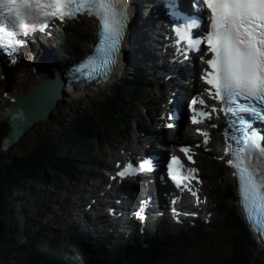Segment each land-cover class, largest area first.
I'll return each instance as SVG.
<instances>
[{
	"label": "snow or ice",
	"instance_id": "obj_1",
	"mask_svg": "<svg viewBox=\"0 0 264 264\" xmlns=\"http://www.w3.org/2000/svg\"><path fill=\"white\" fill-rule=\"evenodd\" d=\"M166 7L175 15L179 9L174 0H167ZM194 8L209 15L184 16L185 23L174 25L177 41L184 42L191 51L202 50L203 64L200 79L207 85L205 92L219 102V108L212 106V112H222L234 118L228 127L239 124V136L233 137L236 146L230 147L226 141L225 163L233 169L237 182L238 203L243 215L258 232L264 242V134L253 127V120L264 121V0H194ZM129 0H0V52L19 55L22 46L34 33H44L57 21L78 19L81 16L94 18L98 23L100 43L96 52L82 60L72 71L75 78L106 80L115 67L128 19ZM209 21L202 36L194 37L192 29ZM203 46L202 48L200 46ZM196 103V99H193ZM204 105L203 99L199 100ZM191 104L189 107L191 108ZM248 118H245V115ZM201 117L211 120L207 111ZM161 119H165L162 115ZM171 115L168 119H171ZM193 124L200 121L190 117ZM173 125L165 123L163 127ZM215 128V124H210ZM205 137L208 133L197 128ZM227 135V132H225ZM179 151L189 161L190 146L182 145ZM117 171L109 179L134 178L140 172L156 170L157 164L151 157L140 158L138 162H116ZM177 156H171L166 165V179L177 188L187 189L193 196L189 184L199 182L196 168L185 170ZM187 173H192L188 175ZM160 180L164 181L162 174ZM144 202L141 201V206ZM111 209L109 212L111 213ZM174 215H179L175 208ZM196 212H185V216H195ZM136 215L143 219L142 211Z\"/></svg>",
	"mask_w": 264,
	"mask_h": 264
},
{
	"label": "trees",
	"instance_id": "obj_2",
	"mask_svg": "<svg viewBox=\"0 0 264 264\" xmlns=\"http://www.w3.org/2000/svg\"><path fill=\"white\" fill-rule=\"evenodd\" d=\"M107 101L109 98L100 99L98 102L96 109L102 114L100 117L90 116L87 112L79 114L75 111L66 123H63L64 117L62 120L60 118L61 127L52 138L46 143L40 140L34 142L33 148L25 146L26 148L19 156L13 154L4 156L0 150V160L4 157L3 160L6 161L0 162V243L5 249L8 247L7 237H13L15 226L18 228L17 218L21 205L15 199V194L19 192L27 199L31 198L34 201L35 197L29 194L33 190L32 187L47 181L50 173L58 172L67 175L79 167L76 166L78 163L77 147L92 137L91 132L97 128L101 119L113 118L109 110L110 104H106ZM229 215L230 225L228 228H222L221 236L217 238L220 244L216 245L214 251H210L209 258L205 257L204 250L201 249L194 251L195 257L182 256L180 260V255L176 256L177 254L171 256L166 252H153V250L138 248L130 244L126 245L122 251L115 253L109 250L104 255L103 249L101 255V248H96L90 252L89 257L84 258L81 253L76 255L71 251L61 249L53 241H44L43 248H34L31 244H20L21 249L14 252V255L10 253L8 258L0 259V264H29V262L21 263V260L27 261V258L33 254H42L36 258L37 261L34 264H53L44 254L52 255L62 264H72L71 261H74L73 264H264L262 254H256L254 251L248 252L242 243H239L240 237H237L236 241L233 239L228 242L227 237H232L234 232L245 235L243 223L234 207H231ZM227 229L232 235L228 234ZM84 251L87 250L84 249L82 252ZM190 258L194 260H189Z\"/></svg>",
	"mask_w": 264,
	"mask_h": 264
},
{
	"label": "rangeland",
	"instance_id": "obj_3",
	"mask_svg": "<svg viewBox=\"0 0 264 264\" xmlns=\"http://www.w3.org/2000/svg\"><path fill=\"white\" fill-rule=\"evenodd\" d=\"M71 43H73V45L75 46L74 47V51L75 50H78L79 45L78 44L76 45V42L74 40ZM39 54L40 53L37 50V56ZM49 55L50 56H48V57L45 58L47 61H50L51 60L50 59L51 56L53 57V50L49 53ZM51 70H52V68H51ZM20 73H21V71H19V74ZM19 74L16 77V79H14V81L12 83H17L18 81L21 82V77L19 76ZM116 80H117V76H115L113 79L111 78V80H110L111 83H109V85H112ZM31 86L32 85H28V87L26 89H28ZM107 86L103 87L100 90L101 91L106 90V87ZM21 92H23V91H21ZM68 92L69 93H67L63 97V99H61L59 101L57 107L53 110V112L51 113L49 119H47L45 121H42L39 124H36L35 126H33V128H31L27 132V134L23 137V139L19 143L15 144L14 146H11L6 152H11L15 156H19L21 154V152H23L24 149L26 148L24 146L25 144H28V146H31V148H32L34 146L33 143L36 142V141H38V140H40L41 142L46 143V141H48L50 138H52L55 135V133H57V131L59 130V128L61 127V126H59L57 128V131H56V127H57L56 125H59L61 123V122H59L60 121V118L62 120V117L66 116L68 114H69V116H71L70 113H73L75 111H78L79 108L87 109L88 110V113H90V114H96L95 106L97 104H96V102L95 103H91L90 101H92L93 99H95V97L97 96V91H94V90L91 91L90 94L87 95L86 97L84 95L85 93L82 92V90L80 89V87L77 88V89H75V90H69ZM142 93H143V90H141L140 93L137 94V96L138 97L140 96L141 98H144L145 100H147V102H149V104L150 103H154L155 104L156 100L154 99L153 96L143 95ZM128 102H135V99H132V101H128ZM82 109H80V110H82ZM5 110H6V108L4 107V105L2 103H0V115L1 116L5 115ZM135 111L137 112V108H136ZM66 122H67L66 120H63V123H66ZM0 125H1L0 126V128H1L0 136H3L6 133L7 125L4 124V120L3 119H0ZM43 126H45V128L47 130L42 131L41 129H42ZM107 130L108 131H107V135L106 136L112 137V136L115 135V134L109 135L110 133L114 132L113 129H107ZM104 143L105 142L102 141V143H100V144H104ZM3 159H4V157L0 160V162H2V163L6 162ZM215 176L216 177H214V178H215L216 184H218V187L215 186L216 188L213 189V190L218 194L219 198H221L223 194L224 195H227L229 193V190H230V179H229L228 176H226V175H223L222 176L219 173L215 174ZM58 179L61 180L62 177L61 178H58ZM215 181L212 180V182H215ZM103 185H104V182L101 183V186H103ZM75 186L77 187V185H73L72 187H75ZM65 187H66V185H64V184L61 185V187H60L61 188V191H62L61 193H66L63 190V188H65ZM44 203H46V202H43L42 203L43 206H45ZM226 206L227 207H230V205L228 203L226 204ZM48 207L49 208H52V210H55L58 207V202H56V201L55 202H51V203H49V205H46V208H48ZM38 214L41 215V218L38 220L39 224L41 226H45V223H48L49 222L51 215L47 212L46 209L38 212ZM219 218H217V219H219ZM221 220H222V218L220 219V221ZM227 232H228V234L232 235L228 229H227ZM243 235L244 234H242V236L239 235L238 237H243ZM227 239H228V242H230L231 237H227ZM252 248H249V250H251ZM0 249H2L3 251L5 250V252H2V255L4 257L7 256V258H8V255L10 254V251H11V255H14L15 254L14 252H16V251H13L12 250L13 248H11V247H9V250H8V248L5 249L4 248V245L2 243H0ZM6 250H7V252H6ZM226 250H227V248H226ZM6 253H7V255H6ZM263 255H264V253H263ZM40 256H42V254H33V255H31V256H29L27 258L28 259L27 261L26 260L25 261L24 260H21V263H23V262H29V264H34V262L37 261L36 258L37 257H40ZM44 256L49 260L50 263H53V264H62L59 259L53 258L52 255H50V254H44ZM190 257H194V256L191 255ZM72 260H73V258H72ZM189 260H192L193 261L194 259L190 258ZM2 261H4V260H2ZM71 263L73 264L72 261H71Z\"/></svg>",
	"mask_w": 264,
	"mask_h": 264
},
{
	"label": "water",
	"instance_id": "obj_4",
	"mask_svg": "<svg viewBox=\"0 0 264 264\" xmlns=\"http://www.w3.org/2000/svg\"><path fill=\"white\" fill-rule=\"evenodd\" d=\"M61 95L62 81L55 78L17 97L7 113L9 129L2 139L1 149L5 151L19 141L34 122L47 118Z\"/></svg>",
	"mask_w": 264,
	"mask_h": 264
},
{
	"label": "bare ground",
	"instance_id": "obj_5",
	"mask_svg": "<svg viewBox=\"0 0 264 264\" xmlns=\"http://www.w3.org/2000/svg\"><path fill=\"white\" fill-rule=\"evenodd\" d=\"M135 25H136V28H140V24H139V22L138 21H135ZM204 25L206 26V24L204 23ZM162 24H160L159 25V27H157L158 29H161L162 28ZM204 31H206V29H205V27H201L200 28V32L203 34V32ZM145 33V32H144ZM157 33H158V30H157ZM151 34V33H150ZM144 49H146V47L144 48ZM143 50V49H142ZM128 52L130 53V54H132V50H128ZM28 57H31V54H29L28 56H27V58ZM31 66H33V65H31ZM45 69H46V67L45 66H38V67H36V66H34V68H32V69H30V70H27V74H26V76H24V80H21V83H20V86L19 87H11V88H9L8 89V95H10V96H13V94H18V93H20L22 90H25L27 87H28V85H31V84H34L35 83V81H38V80H42L44 77H46V75H47V73H46V71H45ZM122 69V64H119V66H115L114 68H113V73H112V76H111V78L113 79L115 76H118V73H119V71ZM198 71H199V69H198ZM50 74V76L51 75H53L52 74V72H50L49 73ZM60 75V74H59ZM110 78V79H111ZM67 84H69V83H67ZM7 89V88H6ZM22 89V90H21ZM31 89H33L32 87H31ZM66 90V91H65ZM68 90H69V87L66 85V88L64 87L63 88V95L65 96L67 93H69L68 92ZM0 96H1V101L2 102H4V101H6V98H4L3 96H2V92H0ZM63 97V96H62ZM61 97V98H62ZM60 98V99H61ZM59 99V100H60ZM59 100H58V102H59ZM67 101V100H66ZM58 102H57V105H58ZM66 103V102H65ZM7 104V103H6ZM179 126H181V124L179 123ZM182 133L184 134V135H186V133H185V130L184 129H182ZM142 149H143V147H142ZM53 175L54 176H56L57 178H64L63 177V175L61 174V173H58V172H54L53 173ZM80 206H81V203H80ZM43 230V229H42ZM44 231V230H43ZM260 241H261V239H259Z\"/></svg>",
	"mask_w": 264,
	"mask_h": 264
}]
</instances>
